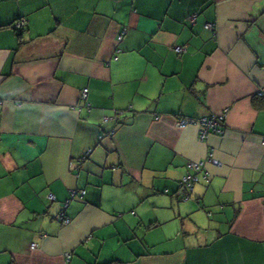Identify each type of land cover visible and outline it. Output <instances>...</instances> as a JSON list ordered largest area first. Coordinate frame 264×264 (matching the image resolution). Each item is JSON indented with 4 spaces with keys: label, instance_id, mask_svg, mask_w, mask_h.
<instances>
[{
    "label": "crops",
    "instance_id": "crops-1",
    "mask_svg": "<svg viewBox=\"0 0 264 264\" xmlns=\"http://www.w3.org/2000/svg\"><path fill=\"white\" fill-rule=\"evenodd\" d=\"M0 264H264V0H0Z\"/></svg>",
    "mask_w": 264,
    "mask_h": 264
},
{
    "label": "built area",
    "instance_id": "built-area-1",
    "mask_svg": "<svg viewBox=\"0 0 264 264\" xmlns=\"http://www.w3.org/2000/svg\"><path fill=\"white\" fill-rule=\"evenodd\" d=\"M195 17L196 14H193L191 16V21H195ZM26 25V21L24 19L18 20L14 26L18 29L20 28H24ZM206 27L215 31V24L213 23H206ZM176 50L178 52H183L185 50L184 47L182 46H178L176 47ZM88 95V88H84L83 90V97L87 98ZM227 116V111H223L220 113H213L209 116H203L199 119H194V118H181L179 120V124L181 126L187 125V124H200V126L202 127V131H201V137H205L207 135V133L209 131H217V132H223V126L222 124H224L225 119ZM207 163H212L213 165H220L221 162L218 160V158L214 157L212 154L208 155L204 160H198V161H194L191 160L188 162L187 164V172L186 174L181 178L180 180V189L183 188H188L190 190H192L196 184V182H198L200 180V178H205L208 179L209 178V172L206 169V164ZM181 191V190H180ZM80 194L81 197L84 196L85 194V190H74L73 191V196ZM186 198H188V196H185ZM49 198L51 200L55 199V196L53 194H49ZM68 203L65 204V207L67 206ZM61 221L64 224H68L70 223L71 219L70 217L67 215L66 211H62L61 215H60ZM36 244L33 243L32 247H35Z\"/></svg>",
    "mask_w": 264,
    "mask_h": 264
},
{
    "label": "trees",
    "instance_id": "trees-1",
    "mask_svg": "<svg viewBox=\"0 0 264 264\" xmlns=\"http://www.w3.org/2000/svg\"><path fill=\"white\" fill-rule=\"evenodd\" d=\"M24 28H25V27H24ZM17 29H18V28H17ZM20 29H23V28H20ZM201 179H202V178H200V180H199L198 182H200ZM198 182H196V184H197ZM196 184H195V185H196ZM179 185H180V181H179ZM179 188H180V187H179ZM193 189H194V188H193ZM193 189L190 190V189H188V188H183V189H180V190L183 191V192L185 193V196L187 195L188 198H190V197H191L190 194L192 193Z\"/></svg>",
    "mask_w": 264,
    "mask_h": 264
}]
</instances>
